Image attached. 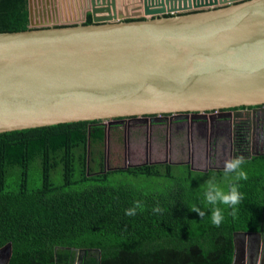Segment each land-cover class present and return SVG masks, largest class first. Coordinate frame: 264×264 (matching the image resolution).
I'll list each match as a JSON object with an SVG mask.
<instances>
[{
    "label": "water",
    "instance_id": "95a60500",
    "mask_svg": "<svg viewBox=\"0 0 264 264\" xmlns=\"http://www.w3.org/2000/svg\"><path fill=\"white\" fill-rule=\"evenodd\" d=\"M28 1L29 29L0 32V134L264 105V0Z\"/></svg>",
    "mask_w": 264,
    "mask_h": 264
},
{
    "label": "trees",
    "instance_id": "16d2710c",
    "mask_svg": "<svg viewBox=\"0 0 264 264\" xmlns=\"http://www.w3.org/2000/svg\"><path fill=\"white\" fill-rule=\"evenodd\" d=\"M29 17L28 0H0V32L28 30ZM98 122L0 134L9 264H232L236 232L264 234L263 156L236 160L232 171L106 169Z\"/></svg>",
    "mask_w": 264,
    "mask_h": 264
},
{
    "label": "flooded vegetation",
    "instance_id": "af4514ba",
    "mask_svg": "<svg viewBox=\"0 0 264 264\" xmlns=\"http://www.w3.org/2000/svg\"><path fill=\"white\" fill-rule=\"evenodd\" d=\"M98 124L104 129L106 169L111 168L109 151L112 147L120 148L117 150L118 155H121L120 150L121 153L125 150L124 158L128 161L127 151L131 153L129 150L131 145L133 143L142 145L143 142L147 156L151 154L154 144L163 146L166 143L169 156L177 152L186 157V160L177 164H188L191 169L203 172L232 171L236 160L264 157V105L210 111L201 115L175 113L130 117L111 123L99 121ZM259 234L260 236L247 235L238 239L240 248L238 264H264V234ZM0 264H4V260L0 261Z\"/></svg>",
    "mask_w": 264,
    "mask_h": 264
},
{
    "label": "rangeland",
    "instance_id": "374dc122",
    "mask_svg": "<svg viewBox=\"0 0 264 264\" xmlns=\"http://www.w3.org/2000/svg\"><path fill=\"white\" fill-rule=\"evenodd\" d=\"M119 133V132H118ZM122 142V140H121ZM144 143V142H143ZM142 143V145L137 144V143H133L131 145V153H128L127 155V160H125V150L122 151L120 150V154L118 155V151L120 148L118 146L112 147V149L109 151L111 154V158H110V166H124L127 162L130 165H138V164H142L145 162H149V163H157V162H163V161H171L174 163H179V162H183L184 160H186V157H182V154H179L177 152H173L172 156H169V148L168 145L163 144V146L161 144H157L153 146V150L151 152V154H149V156H147L146 154V147L145 145ZM140 145V146H139ZM105 150V154H106V149ZM116 153V154H115ZM124 154V156H123ZM122 157V158H121ZM127 163V165H128ZM3 255V254H1ZM0 255V261L2 262V260H4L5 255L1 256ZM78 264V263H77Z\"/></svg>",
    "mask_w": 264,
    "mask_h": 264
},
{
    "label": "crops",
    "instance_id": "0c3cea01",
    "mask_svg": "<svg viewBox=\"0 0 264 264\" xmlns=\"http://www.w3.org/2000/svg\"><path fill=\"white\" fill-rule=\"evenodd\" d=\"M71 2L72 0H57V4L58 7L60 6V8L55 11V14H53V18H55V20H58L60 18V16L65 20V19H70L72 20L73 17L76 19L77 18V12H76V8L71 6ZM35 5V19H37L39 22L43 20V15L44 12L42 11V7L41 4L37 2H34ZM46 19V17H44ZM72 18V19H71Z\"/></svg>",
    "mask_w": 264,
    "mask_h": 264
}]
</instances>
